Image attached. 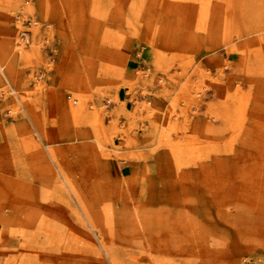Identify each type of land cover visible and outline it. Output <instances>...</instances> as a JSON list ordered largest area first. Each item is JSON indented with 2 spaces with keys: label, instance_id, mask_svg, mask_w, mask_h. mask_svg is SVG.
I'll list each match as a JSON object with an SVG mask.
<instances>
[{
  "label": "rangeland",
  "instance_id": "1",
  "mask_svg": "<svg viewBox=\"0 0 264 264\" xmlns=\"http://www.w3.org/2000/svg\"><path fill=\"white\" fill-rule=\"evenodd\" d=\"M0 264H264V0H0Z\"/></svg>",
  "mask_w": 264,
  "mask_h": 264
},
{
  "label": "crops",
  "instance_id": "2",
  "mask_svg": "<svg viewBox=\"0 0 264 264\" xmlns=\"http://www.w3.org/2000/svg\"><path fill=\"white\" fill-rule=\"evenodd\" d=\"M134 54V59L133 61H135L137 64H140L141 62L143 61H146V55H145V52L143 50H140V51H136V53H133ZM139 66V65H138ZM125 104H124V111L126 112H129V109H128V104H129V100H131V97L129 98V96L125 97V99H123Z\"/></svg>",
  "mask_w": 264,
  "mask_h": 264
}]
</instances>
